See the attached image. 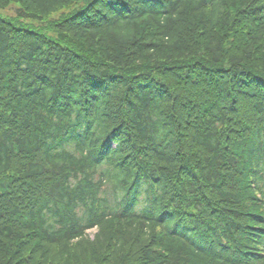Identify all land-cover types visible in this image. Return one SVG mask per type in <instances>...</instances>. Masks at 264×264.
Instances as JSON below:
<instances>
[{
  "label": "trees",
  "instance_id": "obj_1",
  "mask_svg": "<svg viewBox=\"0 0 264 264\" xmlns=\"http://www.w3.org/2000/svg\"><path fill=\"white\" fill-rule=\"evenodd\" d=\"M11 3L0 264H264V0Z\"/></svg>",
  "mask_w": 264,
  "mask_h": 264
},
{
  "label": "rangeland",
  "instance_id": "obj_2",
  "mask_svg": "<svg viewBox=\"0 0 264 264\" xmlns=\"http://www.w3.org/2000/svg\"><path fill=\"white\" fill-rule=\"evenodd\" d=\"M18 7V4L11 3L7 8L1 9L0 8V17L10 19L18 26H23L25 28H30L32 30H39L44 33H48L44 28L43 24L39 21L32 20V19H25V18H17L16 16V8ZM50 35V33H48ZM141 198V197H140ZM139 207V205H138ZM96 229L88 230L87 233L90 236H93Z\"/></svg>",
  "mask_w": 264,
  "mask_h": 264
}]
</instances>
